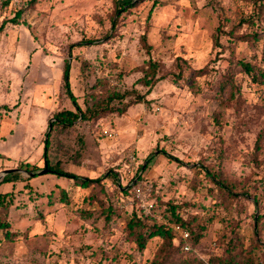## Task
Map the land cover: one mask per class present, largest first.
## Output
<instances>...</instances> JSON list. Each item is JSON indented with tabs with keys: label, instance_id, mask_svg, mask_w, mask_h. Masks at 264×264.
<instances>
[{
	"label": "rangeland",
	"instance_id": "374dc122",
	"mask_svg": "<svg viewBox=\"0 0 264 264\" xmlns=\"http://www.w3.org/2000/svg\"><path fill=\"white\" fill-rule=\"evenodd\" d=\"M128 1L133 6L121 11ZM2 25L0 173L36 175L10 174L0 185V222L9 224L0 229V264H150L161 238L143 251L130 241L129 222L141 208L124 192L137 180L160 209L137 233L173 224L162 213L176 206L202 235L188 241L189 255L223 257L224 237L235 232L244 248L257 242L256 260L264 262V84L257 69L249 74L241 64L264 71L262 40L253 39L264 33V13L253 0H0ZM150 59L159 65L155 80L165 79L147 94ZM66 61L82 109L132 90L149 105L48 132L57 113L75 110L63 85ZM206 68L193 78L191 71ZM48 133L52 162L101 183L82 188L39 175ZM213 174L226 177L232 196Z\"/></svg>",
	"mask_w": 264,
	"mask_h": 264
},
{
	"label": "trees",
	"instance_id": "16d2710c",
	"mask_svg": "<svg viewBox=\"0 0 264 264\" xmlns=\"http://www.w3.org/2000/svg\"><path fill=\"white\" fill-rule=\"evenodd\" d=\"M255 7L258 9L259 14L264 13V0H253ZM258 2L260 4L258 5ZM125 5L133 6L131 1L125 2L122 7L120 8L121 11L125 9ZM258 5V6H257ZM124 7V8H123ZM120 12V11H119ZM250 22V21H249ZM5 25L0 26V32L4 31ZM222 32L221 27L217 30V33L214 36V44L216 47L220 46V36L219 33ZM254 40L260 41L262 40V54L264 59V33L263 35H255L253 37ZM243 40H247L243 38ZM92 41L87 43H79L80 45H86L91 44ZM142 45L143 48L146 50V53L150 56L151 55V46L147 42L146 36L144 35L142 37ZM179 63V64H178ZM177 67L180 69V73L177 75V79L182 78L183 74V64L178 62ZM242 67L247 71L249 74H253L255 72V69L259 71V76L261 77V81L258 79V82H262L264 84V71L252 66L249 63H241ZM159 69V65L156 61L150 59L147 63V69L145 70L144 75V82L146 86H149L150 89L147 92L149 94L153 88L154 85L157 84V82L165 79V77H161L155 80L157 76V72ZM70 71H71V63L70 61H66L65 68L63 72V82H64V89L66 91V94L71 99V102L73 104V107L75 110H66L57 113L54 118L55 121L52 123V130L50 133H53L58 128H68L74 126L78 121L82 123H92L95 121H98L102 118H105L109 115H123L127 112V110L133 106L140 103H146L149 105L150 101L146 99V95L139 94L136 90L132 91H126L124 93H113L110 97L107 99H103L101 101H97L94 104L87 105L86 109H82L79 103L77 102V99L75 95L72 92L71 89V82H70ZM206 69L203 70H194L191 71L193 78L196 79L198 77H201L205 72ZM256 78V76L254 77ZM93 94L95 92V89L92 90ZM48 133L46 140H45V149L43 153V160L47 163L48 169L50 170L48 174L56 175L59 177L67 178L70 180H73V182L82 188H90L93 185L100 184L101 178L97 179H90L86 177H80L74 173L66 171L64 168V164L61 160L56 161L55 163L52 162L49 156L50 151V136L51 134ZM165 154L168 158L173 159L175 161H178L174 157H171L167 153ZM180 162V161H178ZM22 168L30 169V165H24ZM32 170H37L36 166L32 167ZM29 172H32L28 170ZM209 174V173H208ZM15 177L19 174L15 173L13 174ZM223 175V174H222ZM221 174H213V182L215 185H218L221 188L222 192H226L229 196H232V192H234V189L232 185H230V182L227 181V179H221ZM226 178V177H225ZM11 181L9 175L6 176L1 182V184L7 183ZM63 196L66 197V193L64 190ZM124 194H130V196H134L133 190L130 189L129 191L124 192ZM234 195V194H233ZM7 196V195H6ZM235 196V195H234ZM8 197H11V194L8 195ZM6 197L0 196V208L3 207L5 203H3L4 199ZM159 207L154 204L153 211L150 215H145L142 209L137 208L136 212L133 213V217L129 222V227L131 229V235L132 238H130L131 242H136L138 249L143 251L146 248V244L149 239L154 237L161 238L162 242L158 249L156 250L153 259L151 260L150 264H259L256 260L255 253L253 251V248L258 247V244L256 241H253L250 247L245 246V238L238 235L237 233L233 232L230 233L231 237L227 236L224 237L225 239H229L228 245L226 247L227 249V255L220 257L218 255L210 257L208 260H204L201 258H197L194 255H189L191 253L192 247L190 250L185 251V242L180 238L178 234H176L173 229L165 224H159L157 222L154 223V225L149 229L148 233H137V229L142 230L147 227L146 222L148 221H154L156 215H154L156 212H158ZM177 207L172 206L171 208H168L167 210L163 211L162 214H165L166 218L170 222L176 225H180L182 228L188 230L191 234V239H193L194 244H198L200 240L202 239V235L200 232H195L191 228L192 222L187 221L180 213L176 211ZM160 210V209H159ZM142 211V213H141ZM9 224L8 223H2L0 222V229H8ZM135 229V230H134ZM7 236L9 233H5ZM235 238V239H234ZM255 247V248H256ZM183 251L184 254H186V257L180 258L179 252ZM188 254V255H187ZM264 264V262L262 263Z\"/></svg>",
	"mask_w": 264,
	"mask_h": 264
},
{
	"label": "built area",
	"instance_id": "2783aa9c",
	"mask_svg": "<svg viewBox=\"0 0 264 264\" xmlns=\"http://www.w3.org/2000/svg\"><path fill=\"white\" fill-rule=\"evenodd\" d=\"M24 0H14V4L17 6L21 4ZM132 162H135V159L133 157L130 158ZM134 191V199L136 200L139 207L143 210L145 215H150L153 211L154 205L150 200V194L146 190V185L144 183H140L139 180H137L136 184L133 187ZM166 225L170 226L173 231L180 236V238L185 242L184 250L188 251L191 249V245L188 243V241L191 238V234L188 230L182 228L180 225L176 224H168Z\"/></svg>",
	"mask_w": 264,
	"mask_h": 264
},
{
	"label": "water",
	"instance_id": "95a60500",
	"mask_svg": "<svg viewBox=\"0 0 264 264\" xmlns=\"http://www.w3.org/2000/svg\"><path fill=\"white\" fill-rule=\"evenodd\" d=\"M52 123H53V121H52V122L50 123V125H49V131H48V132H51V130H52ZM49 171H50V170L48 169V165H47V163L45 162V168H44L43 171H41V172L39 173V175L48 174ZM19 172H20V173H22V172H26V173H28V175H29L30 177H33V176L36 175V173L29 172V171H24L23 169L5 170V171H3V172L0 173V181H1L3 178H5L6 176L10 175V174H15V173H19Z\"/></svg>",
	"mask_w": 264,
	"mask_h": 264
}]
</instances>
